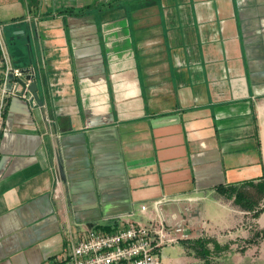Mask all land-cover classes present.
<instances>
[{"label": "crops", "instance_id": "obj_1", "mask_svg": "<svg viewBox=\"0 0 264 264\" xmlns=\"http://www.w3.org/2000/svg\"><path fill=\"white\" fill-rule=\"evenodd\" d=\"M0 28L43 100L10 97L0 126V264L151 218L190 235L164 264L250 237L216 187L264 180V0H0Z\"/></svg>", "mask_w": 264, "mask_h": 264}, {"label": "built area", "instance_id": "obj_2", "mask_svg": "<svg viewBox=\"0 0 264 264\" xmlns=\"http://www.w3.org/2000/svg\"><path fill=\"white\" fill-rule=\"evenodd\" d=\"M2 29L0 28V43ZM2 48L5 79L0 86V126L12 96L26 97L29 80L22 70L13 65L8 53ZM30 73H34L31 68ZM9 75L13 79L8 81ZM25 81V86L20 82ZM25 89L23 94H20ZM33 104H37L32 100ZM56 189V197H60ZM164 202L155 203V208ZM161 207V206H160ZM146 211L147 206L143 205ZM190 235L182 223H172L164 218H151L147 222H129L115 231H105L99 227H88L85 234L72 245L71 249L52 264H164L162 250L189 240Z\"/></svg>", "mask_w": 264, "mask_h": 264}, {"label": "rangeland", "instance_id": "obj_3", "mask_svg": "<svg viewBox=\"0 0 264 264\" xmlns=\"http://www.w3.org/2000/svg\"><path fill=\"white\" fill-rule=\"evenodd\" d=\"M250 193L252 196L259 201L261 207L264 206V195L259 192L257 187H251ZM239 206V205H238ZM247 216L250 217L247 228L250 231V237L244 239L242 237H235L232 239L231 232L222 233L224 237L221 238L222 244L220 247H215V241L218 242L217 237L207 236L204 237L208 243L209 256L207 261L204 257H200L201 253L197 252L195 245H190L191 254H194V264H264V238L257 237V233L264 229H259L257 226V218L253 216V211L246 210ZM233 231V230H232ZM235 229L233 232H236ZM240 232H243L241 230ZM189 249V250H190ZM170 251V248L165 250L164 254ZM176 256L177 252H169L168 256Z\"/></svg>", "mask_w": 264, "mask_h": 264}, {"label": "trees", "instance_id": "obj_4", "mask_svg": "<svg viewBox=\"0 0 264 264\" xmlns=\"http://www.w3.org/2000/svg\"><path fill=\"white\" fill-rule=\"evenodd\" d=\"M65 12H69L70 10H65ZM0 60L3 61V52L0 46ZM4 70V64L0 67V85L3 83L5 76L2 72ZM247 186H254L257 187L259 192L264 195V180L259 181L258 183H255L254 181H250L241 185H230V186H224V185H218L216 189L218 192L225 197L228 198H235V203L240 205L244 210H250L253 211V216L255 218L259 217V215L263 212V207L259 205V201H257L250 192L246 189ZM257 237L264 238V230L261 232H258ZM190 240L182 241L183 244L188 243ZM198 246L202 249V253L206 257L208 254L207 248H205V244L207 243L202 238L198 239L196 242Z\"/></svg>", "mask_w": 264, "mask_h": 264}, {"label": "water", "instance_id": "obj_5", "mask_svg": "<svg viewBox=\"0 0 264 264\" xmlns=\"http://www.w3.org/2000/svg\"><path fill=\"white\" fill-rule=\"evenodd\" d=\"M22 34H25V31H24V30H19V31H16V32H15V35H19V36H20V35H22ZM26 39H27V42H28V44H29V43H30V36L27 35V36H26ZM28 44H27V45H28ZM32 67H33V65L30 66V67H27V68L23 69L22 72H23V75H24L25 79L29 80V85L27 86V89H28L31 93H33V97H34V99H36V100L39 102V104L42 105V104H43V100H42V98H41V97L39 96V94H38V84H37V81L35 80V76H36V74H35V73H30ZM12 79H13L12 75H9V77H8V81H9L10 84H11L10 81H11ZM20 82H21L24 86L26 85L24 80H20ZM24 91H25V89H23L22 92H21L20 94H23ZM20 96H21V95H20Z\"/></svg>", "mask_w": 264, "mask_h": 264}]
</instances>
